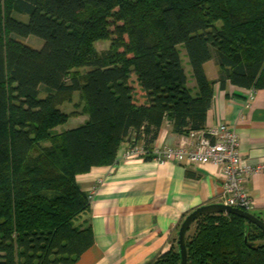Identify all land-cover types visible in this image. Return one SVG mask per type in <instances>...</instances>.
<instances>
[{"label":"trees","instance_id":"obj_1","mask_svg":"<svg viewBox=\"0 0 264 264\" xmlns=\"http://www.w3.org/2000/svg\"><path fill=\"white\" fill-rule=\"evenodd\" d=\"M210 34L236 52L213 48ZM208 61L221 90L264 89V0H0V264H75L93 242L76 176L115 164L129 138L155 159L164 121L180 134L202 129ZM76 92L87 120L58 131ZM185 248L186 264H264V232L231 214L196 218ZM152 264H179L176 242Z\"/></svg>","mask_w":264,"mask_h":264},{"label":"crops","instance_id":"obj_2","mask_svg":"<svg viewBox=\"0 0 264 264\" xmlns=\"http://www.w3.org/2000/svg\"><path fill=\"white\" fill-rule=\"evenodd\" d=\"M217 41L211 46L225 55L236 52L229 42L219 37ZM204 71L213 82V102L204 127L197 132L216 124L234 129L242 162L252 166L264 163V89L250 93L227 85L221 90L214 62H206ZM132 75L137 87L134 91ZM187 79L186 86L194 94L189 74ZM128 82L134 103L145 105L135 71L130 72ZM183 140L191 142L187 134L173 131L164 121L153 153L164 147L176 148ZM130 144L120 145L115 164L76 176L79 188L94 194L82 219L90 225L93 242L75 264H152L171 249L178 227L188 214L200 206L221 204L222 177L217 167L192 165L185 159L177 163L157 158L144 161L145 155H126ZM134 147L142 150L140 142ZM244 186L254 203L248 212L264 222V173L251 175Z\"/></svg>","mask_w":264,"mask_h":264},{"label":"built area","instance_id":"obj_3","mask_svg":"<svg viewBox=\"0 0 264 264\" xmlns=\"http://www.w3.org/2000/svg\"><path fill=\"white\" fill-rule=\"evenodd\" d=\"M254 90H250L253 93ZM191 142L183 140L178 147H164L153 154L160 162L187 160L192 165H213L222 177L221 204L248 212L253 207L252 199L245 189L246 180L254 174L264 173V163L248 165L242 162L239 153L238 136L234 129L221 124L187 134ZM126 155H139L143 150L127 146ZM94 193L89 196L92 197Z\"/></svg>","mask_w":264,"mask_h":264},{"label":"water","instance_id":"obj_4","mask_svg":"<svg viewBox=\"0 0 264 264\" xmlns=\"http://www.w3.org/2000/svg\"><path fill=\"white\" fill-rule=\"evenodd\" d=\"M127 142L134 143L135 141L130 140L129 138ZM218 213L231 214L243 218L248 223L257 226L259 229H261L264 232V222H262L259 218L255 217L249 212L242 211L236 208L227 207L222 204H210V205L200 206L195 210H193L190 214H188L182 220V222L178 227L176 234V246L178 248L179 264L187 263V254L185 248V233L192 224V222L199 216L206 214H218Z\"/></svg>","mask_w":264,"mask_h":264},{"label":"rangeland","instance_id":"obj_5","mask_svg":"<svg viewBox=\"0 0 264 264\" xmlns=\"http://www.w3.org/2000/svg\"><path fill=\"white\" fill-rule=\"evenodd\" d=\"M30 38H31L30 45L32 47H35V48L41 47V44H42L41 41L38 40L39 41L38 42L35 38H32V37H30ZM217 39H218V36H215L213 34H210L207 36V40L212 46H215L214 44L217 45V42L219 41V40L217 41ZM95 47L97 50L106 49L108 47V43L107 42H103V43L98 42L95 44ZM182 60H183V65H185V63H186L185 58L182 57ZM186 68H188V66H186ZM130 80L132 83H134V86L131 87L132 91L137 90V87H136V84L134 81L135 78L133 75L131 76ZM134 95H136V94H134ZM80 97H81V95L76 92V93H74L68 97L69 101H67L65 104L60 106V110H62L66 114H71V116L68 117V119L64 122L63 125L61 124L60 126H58L56 128V130L64 131V130L72 129V128H75V127L83 124L87 120L86 115H80L82 113V101H81ZM74 113H76L77 115H74ZM175 242H176V240H175Z\"/></svg>","mask_w":264,"mask_h":264}]
</instances>
